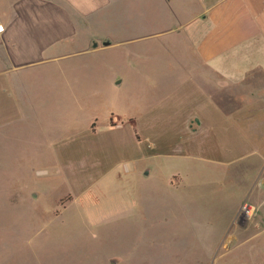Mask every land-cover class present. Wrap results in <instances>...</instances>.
<instances>
[{"label": "rangeland", "instance_id": "rangeland-1", "mask_svg": "<svg viewBox=\"0 0 264 264\" xmlns=\"http://www.w3.org/2000/svg\"><path fill=\"white\" fill-rule=\"evenodd\" d=\"M155 46L97 48L0 96V264H264V187L246 199L245 170L201 161L179 52Z\"/></svg>", "mask_w": 264, "mask_h": 264}, {"label": "crops", "instance_id": "crops-1", "mask_svg": "<svg viewBox=\"0 0 264 264\" xmlns=\"http://www.w3.org/2000/svg\"><path fill=\"white\" fill-rule=\"evenodd\" d=\"M138 43H157L168 57L178 50L179 84L194 107L187 139L217 172L245 170L246 199H257L264 187V0H0V96L19 101L26 86H41L44 72L48 82L59 63L97 48L129 44L130 55H139Z\"/></svg>", "mask_w": 264, "mask_h": 264}, {"label": "built area", "instance_id": "built-area-1", "mask_svg": "<svg viewBox=\"0 0 264 264\" xmlns=\"http://www.w3.org/2000/svg\"><path fill=\"white\" fill-rule=\"evenodd\" d=\"M254 214V207L248 202H243L239 207V215L242 219L248 221Z\"/></svg>", "mask_w": 264, "mask_h": 264}, {"label": "water", "instance_id": "water-1", "mask_svg": "<svg viewBox=\"0 0 264 264\" xmlns=\"http://www.w3.org/2000/svg\"><path fill=\"white\" fill-rule=\"evenodd\" d=\"M104 44H108V42H104ZM93 46H96V44L93 43ZM114 84H115V85H119V84H120V81H116ZM148 173H149L148 170H146V171L144 172L145 175H147Z\"/></svg>", "mask_w": 264, "mask_h": 264}]
</instances>
